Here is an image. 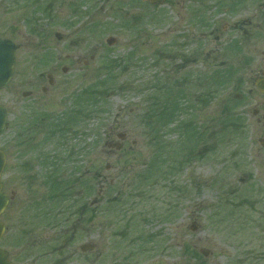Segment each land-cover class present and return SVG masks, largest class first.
Listing matches in <instances>:
<instances>
[{
    "label": "rangeland",
    "instance_id": "rangeland-1",
    "mask_svg": "<svg viewBox=\"0 0 264 264\" xmlns=\"http://www.w3.org/2000/svg\"><path fill=\"white\" fill-rule=\"evenodd\" d=\"M103 7L69 11L58 44L63 29L47 26L55 60L74 77L58 79L40 109L23 110L30 87L20 73L43 52L42 38L22 22L13 34L20 49L0 89L10 112L0 147L18 138L25 113L46 114L29 135L49 173L20 175L11 148L0 246L17 264H264V145L254 115L264 96L221 68L209 79L195 58L193 16L126 10L150 7L140 0ZM85 243L94 249L81 251Z\"/></svg>",
    "mask_w": 264,
    "mask_h": 264
},
{
    "label": "flooded vegetation",
    "instance_id": "flooded-vegetation-1",
    "mask_svg": "<svg viewBox=\"0 0 264 264\" xmlns=\"http://www.w3.org/2000/svg\"><path fill=\"white\" fill-rule=\"evenodd\" d=\"M140 1L147 3L150 7L147 9L121 7V9H126L128 12L129 9L161 12L164 16H193V36L197 47L195 58L201 59L209 67V79L212 81V76L215 77L221 68L223 76L249 79V85H251L249 91L255 89L264 96V0H164L162 4H155L150 0ZM74 8L78 12L86 10L87 16L94 15L104 10L103 0H0V29H3L0 38L9 39L16 45L15 67L20 44L13 34L16 35L21 30L19 26L21 22L37 29L38 36L42 38L39 45L44 46L43 52L31 57L32 60L25 63L31 65L30 70L25 69L20 73L23 80L27 81L25 85L30 87L22 92L20 101L25 112H27V105H31L32 109L33 107L40 109L39 104L51 94L58 79L74 77L70 65H60V62L55 60L57 56L53 49L57 46L49 45L46 40L47 26L53 27V24L63 29L62 33H55L57 44L66 40L63 39V35L68 29L67 15ZM51 13L53 18L49 17ZM61 14L65 16L61 17ZM43 17L47 19L44 20ZM37 23L39 25H36ZM166 53H169L168 50ZM45 69L48 70L45 71ZM179 84L182 87V82ZM173 85L169 82L166 85L165 82L166 90H170ZM259 105L260 107L254 110V115L263 133V137L259 140L264 145V98L260 100ZM6 109L8 119L3 134L7 135L10 128V112L7 107ZM35 117L25 113L23 115L26 119L25 123L18 125V138L9 145L10 139L6 137L2 149L6 158L4 172L11 164V148H13V152L18 156V164L12 167L20 175H32L37 181V175L43 172L49 173L47 168L40 167L41 163L48 164V160H44L48 158V155L45 153L40 155V151H35L36 145L41 146V143L37 140L38 136L36 137L35 133L32 136L29 133L36 123L46 122L48 116L39 112L37 120ZM77 118L78 116L74 119L75 126L78 125ZM46 126L50 127L48 121ZM109 144L117 148L123 146V143L110 142ZM45 180L48 181V179ZM47 194L51 200L52 195L48 189ZM113 198L116 199V197Z\"/></svg>",
    "mask_w": 264,
    "mask_h": 264
},
{
    "label": "water",
    "instance_id": "water-1",
    "mask_svg": "<svg viewBox=\"0 0 264 264\" xmlns=\"http://www.w3.org/2000/svg\"><path fill=\"white\" fill-rule=\"evenodd\" d=\"M154 3H162L164 0H152ZM115 39L113 37L108 39L109 44H112ZM15 51L16 47L9 40L0 39V88H5L11 81L14 73L15 65ZM7 114L5 108L0 105V135L2 134ZM120 137H123L119 135ZM119 147V146H118ZM5 165V154L0 149V215L4 212L9 203V197L6 193L3 192L2 184V171ZM195 228V227H193ZM5 224L0 221V240L5 232ZM94 246L91 244H85L81 246L82 251L93 250ZM201 252L207 256L208 251L202 249ZM0 264H14L10 258L9 253L0 248Z\"/></svg>",
    "mask_w": 264,
    "mask_h": 264
}]
</instances>
